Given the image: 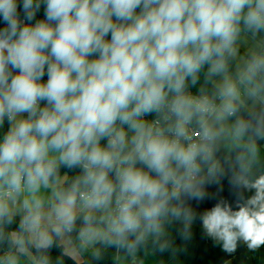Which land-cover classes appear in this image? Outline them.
I'll list each match as a JSON object with an SVG mask.
<instances>
[{"label": "clouds", "instance_id": "clouds-1", "mask_svg": "<svg viewBox=\"0 0 264 264\" xmlns=\"http://www.w3.org/2000/svg\"><path fill=\"white\" fill-rule=\"evenodd\" d=\"M45 2L47 20L31 26L20 20L18 0H0V17L6 23L0 30V124L5 117L15 121L0 142V180L19 192L23 176L28 190L37 192L54 173L53 163L47 160L52 150L67 167L82 165L87 170L84 182L92 188L84 197L85 206L106 209L114 192L106 170L113 168L118 152L102 149L99 139L111 134L118 118L129 123L131 117L157 108L165 84L179 91L186 76H194L214 54L221 55L233 42L234 21L252 0ZM39 7L34 0H22L24 18L31 21ZM245 23L264 27V0H256ZM109 33L110 41L105 39ZM213 38L218 42L213 43ZM93 54H98L97 58L90 60ZM45 66L49 73L46 84L40 82ZM14 69H19L18 74L13 75ZM38 100H46L49 107L38 111ZM175 111L182 114L181 106ZM25 112L28 119H16ZM130 127L140 132L135 141L139 159L159 176L152 179L131 166L124 171L117 169L116 215L108 224L115 239L108 242L132 251L148 233H161L162 217L168 213L181 216L180 206L169 207L171 199L179 198L180 189L203 199L191 179L200 171L197 156L204 161L209 156L195 146L185 150L153 138L135 122ZM177 135H185L183 127L177 129ZM124 146L123 133L109 142L112 150L122 151ZM170 160L183 167L186 175L177 176L169 167ZM235 183L255 189V195L238 211L218 203L202 217L207 234L223 241L228 252L235 250L240 239L250 249L264 244V176L254 182L240 176ZM76 191L73 188L67 195L58 194L53 229L57 234L72 229ZM24 206L29 214L21 226L37 229L40 201L30 205L26 200ZM6 215L7 208L0 204V218ZM183 215L191 221L190 210L184 209ZM90 219V215L85 217L86 222ZM128 235H135V241L126 244ZM42 240L51 242L45 234Z\"/></svg>", "mask_w": 264, "mask_h": 264}, {"label": "trees", "instance_id": "trees-1", "mask_svg": "<svg viewBox=\"0 0 264 264\" xmlns=\"http://www.w3.org/2000/svg\"><path fill=\"white\" fill-rule=\"evenodd\" d=\"M37 2L40 7L35 12L34 18L28 21L24 18L22 0H18L20 5L18 12L22 24L35 26L38 22L47 20L45 0H34V3ZM255 3L256 0H252L251 5L245 6L240 13V19L234 21V27L256 40H262L264 38V27H249L245 23L247 13L255 8ZM139 12L140 9L138 8L136 13L139 14ZM115 19V16H113L114 21ZM4 27H6V23L0 17V30ZM105 39L110 41L111 33ZM217 42L213 38V43ZM189 51L191 52L193 49L190 48ZM97 55L93 54L89 59L97 58ZM253 65L256 68L247 74L244 83L240 82L238 84V88L247 89L251 97L242 96L240 100H233L229 107L232 112L229 116L232 127L240 133V139H235L233 146L229 144L227 147H221L218 143L212 141L210 144L211 152L208 153L209 159L204 161L199 156L197 162L200 168L198 172L200 177L193 185L196 190L203 193V199L191 197L181 189L179 198L169 201V207H181V216L176 218L168 213L161 218V226L164 225V229L167 231L164 235L143 240L132 251H129L127 247L110 244L108 241L113 240V238L109 236L96 242L93 252L90 254L79 250L83 258L81 261L76 262L65 252L64 246L60 242L62 231L57 234L53 229H49L46 235L50 237L51 242L47 243L45 247L29 242L27 227L21 226V222L29 214V210H25L21 221L17 220L16 216L8 213L5 217L0 218V261L8 252L16 251L13 240V234H16L22 240L20 247L28 251L34 262L38 264H132V262L136 264V260L141 261L142 264H227L242 249L249 252L252 264H258L259 250L264 247V244L255 249H250L248 244L240 239L237 241L235 250L228 252L223 247V241L207 234L202 219L204 213L210 211L218 203L227 204L233 211H238L239 206L244 205L248 199L255 195V189L236 184L237 177L244 176L250 182H254L260 176H264V150L261 148L264 144V105L261 104L250 111L247 108L254 98H260L264 95V46L253 60ZM233 68L234 61L227 54L223 52L219 56L214 54L211 60L202 64L200 70L194 76L184 78L179 91L169 88L165 84L163 100L157 108L150 112H142L139 116L131 117L129 123H123L118 118L113 125L111 134L99 139V146L104 150L118 152V157L115 160L128 157L126 169L131 166L133 170H139L152 179H159L154 169L150 168L146 162L141 161L137 153L131 152L140 132L138 131V135L129 140L127 136L130 131L134 130L130 127V123H137L143 133L147 134L150 132L149 124L151 121L160 118L164 113H169V107L172 106L176 109L177 106H181L182 114L178 115L175 110L171 114V127H178L185 119L192 121L195 126H199L203 119L200 113L190 105L189 95L204 96L212 101L222 99L223 92L220 88L215 87L213 82L219 74L233 73ZM18 72L19 69H14L13 75L18 74ZM48 79L49 73L47 71L45 79L41 83L46 84ZM45 107H49L47 101L38 100V111L43 110ZM131 107H134V104L130 105L129 110H131ZM24 118L28 119V113L25 114ZM9 122L5 117L3 120L4 137ZM119 133L124 134L125 146L122 151L119 149L112 150L109 148V138H116ZM229 135L226 136L227 143L228 139H231ZM234 136L237 137V135ZM247 146L252 149H246ZM178 147L183 148V144L178 145ZM233 155L235 161L231 159ZM53 167L54 173L49 178L48 183L63 179L57 187V195H67L72 192L73 188H76L75 196L78 199L79 194L91 191V184L84 182L87 170L82 165L69 168L60 162ZM169 167L176 172L177 176L186 175V170L178 166L174 160L169 161ZM213 168L214 171L210 172V169ZM117 169L119 168L114 164L111 170H106V178L114 188L108 207L112 206L119 191L120 180L117 176ZM92 170L96 171L95 168ZM22 179L25 181L26 177L22 176ZM167 188L171 192V184L167 185ZM56 203H60L58 197ZM184 209L191 212L190 222H187L183 215ZM89 215L91 219L86 222L85 217ZM75 217L71 231L64 230L71 241L98 224L102 214L79 212L75 214ZM133 241H135V235H128L125 243ZM262 264H264V260Z\"/></svg>", "mask_w": 264, "mask_h": 264}, {"label": "rangeland", "instance_id": "rangeland-1", "mask_svg": "<svg viewBox=\"0 0 264 264\" xmlns=\"http://www.w3.org/2000/svg\"><path fill=\"white\" fill-rule=\"evenodd\" d=\"M262 45L264 46V38L262 41H257L253 37L245 34L241 30L237 29L234 35V39L232 44L226 49V51H223V53H226L229 57H231L234 61V68L233 73L229 74H220L216 80L213 82L218 88H220L224 94V109H219L221 112L216 113L215 115H211L209 117H206L203 119L204 125L209 130L210 134L219 142L223 143L222 147H227L229 144L230 146H233L235 139H240V133L233 129L231 120L229 116L227 115L226 111L228 112L230 104L233 100H240L239 93H235L233 91V88L238 84V82L244 83L245 77L247 74L254 70L256 66L253 65L252 60L253 58L260 52ZM232 89L231 94H229L228 90ZM264 96V95H263ZM262 96V97H263ZM262 99L260 98H254L251 103L247 106L248 110H254L258 106H260L262 103ZM264 105V104H263ZM225 111V112H224ZM27 114V112L22 113L16 117L17 120L19 119H25L24 116ZM15 121H10L7 126L6 135L9 133L10 129L14 126ZM230 134L231 141L228 143L226 141V136ZM233 134L236 136H231ZM138 131L132 130L129 132V135L127 138L129 140L132 139V137L137 136ZM3 134V123L0 124V142L4 139ZM250 146H247L246 149H252L249 148ZM233 161H235V156L233 155L231 157ZM47 160L51 161L54 165L59 164L61 161L59 160V155L55 154L53 151L49 150ZM63 179H61L59 182H54L53 184H41L39 190L35 193H32L28 190L27 185L25 183V198L29 202L30 205L34 204L36 200L40 201L41 207L39 208L40 214H41V223L45 222L47 223L49 220L54 219L56 217L55 214V207L59 204L54 203L57 200V184H60ZM172 186V185H171ZM10 188L7 184H5L2 180H0V193L9 191ZM181 190V189H180ZM23 194L17 192V194L13 196H8L6 198L0 199V204H3L7 208V212H16V214L20 215L22 213V206L23 201L22 198ZM21 200V202H20ZM20 202V203H19ZM50 202V203H49ZM53 202V203H52ZM80 208H83V211L80 212H86L85 209L92 212H99L102 214V217L98 224L95 226L89 228L84 233H82L80 236H78L74 240H70L64 230L61 234V242L64 243L66 252L68 255L72 256L76 260H78V253L76 246L82 245L85 249H87V254H90L93 252V247L96 242L103 240L105 238H108L111 236L113 239H115L114 235L108 232V224L109 220L107 219L110 208L107 207L106 209L97 210L94 208H90L85 206L84 201H80L79 203L76 202L74 212H77ZM79 213V212H77ZM102 224L106 225V228H102ZM164 225L161 226V233L159 235L155 233H148L145 236L144 240L150 239V238H156L158 236L164 235L167 231L164 229ZM33 229H31L30 236L35 237V232L31 233ZM44 234V233H43ZM15 239V237H14ZM40 241L41 243H45L42 240V234L40 235ZM19 248V247H17ZM264 254V248L259 250V256H258V264H262L263 261L260 260V256ZM20 257V254L15 252H8L4 258L0 261V264H24L22 262ZM20 261L17 263V261ZM136 264H142L141 261L136 260ZM251 262V258H250ZM252 264V263H251Z\"/></svg>", "mask_w": 264, "mask_h": 264}, {"label": "built area", "instance_id": "built-area-1", "mask_svg": "<svg viewBox=\"0 0 264 264\" xmlns=\"http://www.w3.org/2000/svg\"><path fill=\"white\" fill-rule=\"evenodd\" d=\"M47 71L48 70L46 66L44 75L40 78V82L44 81ZM188 101L190 105H192V107H194L196 111L200 113L202 119L211 116L219 109H224L222 99L212 101L204 96L199 97L195 95H189ZM174 110H175L174 107L171 106L169 107V113H164L160 118L154 119L153 121L150 122L149 129L152 137L167 140L170 145L173 143H175L177 146L183 144V149L185 150L188 149L190 146H195L197 150L204 149L207 153H210L211 152L210 144L213 141V139L210 133L204 128L203 120L199 126H195L192 121L185 119L178 125V127H171V114L174 112ZM226 113L228 116L232 114L230 110H228V112L226 111ZM180 127H183L185 131V135L183 136L177 135V129ZM206 132L208 134L207 136L205 135ZM111 139H115V138L110 137L109 141ZM131 152L137 153L135 151V146L132 148ZM199 156L200 155H198L196 159L197 164H198L197 161ZM121 160L123 159L114 160V164L119 168L120 171H124L126 170V163H121ZM199 177L200 176L198 173L194 174L191 179V183L193 184L194 182H196L199 179ZM23 182L24 181L22 179L21 183ZM14 193L15 191L12 190L1 192L0 199L6 198ZM90 193L91 191L81 193L79 194L78 199L80 201H84V197L90 195ZM109 208H110V213L107 217L108 220L116 215V197L114 199L112 206ZM56 224H57V220L56 218H54L50 223V225L55 226Z\"/></svg>", "mask_w": 264, "mask_h": 264}, {"label": "crops", "instance_id": "crops-1", "mask_svg": "<svg viewBox=\"0 0 264 264\" xmlns=\"http://www.w3.org/2000/svg\"><path fill=\"white\" fill-rule=\"evenodd\" d=\"M257 41H262V40H257ZM262 47H263V45H262ZM262 49V48H261ZM223 51H226L227 52V50L226 49H224ZM226 54V53H225ZM258 55V54H257ZM256 55V56H257ZM255 56V57H256ZM255 57L253 58V60L255 59ZM253 60H252V63H253ZM220 75V74H219ZM240 82H238V84H239ZM238 84H236V86L233 88V91L235 92V93H239V96L240 97H242V96H245V97H247V98H250L251 96H250V93L248 92V90L247 89H244V88H241V87H239L238 88ZM213 85L215 86V87H217L214 83H213ZM218 88V87H217ZM222 91V90H221ZM261 99H262V103L264 104V96L262 97L261 96ZM224 100V96H223V98H222V101ZM223 105H224V101H223ZM223 110V109H222ZM221 111L220 110H218V111H216L214 114H212V115H215L216 113L218 114V113H220ZM225 112V111H224ZM204 128L209 132V130L206 128V126L204 125ZM210 133V132H209ZM211 135V134H210ZM211 137H212V139H213V141H215L216 143H218L221 147H222V145H223V143H219L212 135H211ZM63 181V180H62ZM59 182V181H58ZM62 183V182H61ZM60 183V184H61ZM48 184H53V183H48ZM60 184H57V186H56V189H57V187L60 185ZM21 189H20V191H19V193H22L23 194V199H22V201H23V206H22V213L20 214V215H18V214H16V212H7L8 214H10V215H13V216H16L17 218H18V220H22V218H23V214H24V211L25 210H29L28 208H26L25 206H24V202L26 201V198H25V181L23 182V183H21ZM11 190V189H10ZM15 194H17V192H15L14 194H12V195H10V196H13V195H15ZM20 202H21V200H20ZM19 202V203H20ZM76 202H80V200L79 199H76ZM50 203V202H49ZM53 203V202H52ZM54 203H56V201L54 202ZM84 209L83 208H80L79 210H77V212H80V211H83ZM37 210L35 209V208H33V212H36ZM85 211L87 212V210L85 209ZM38 212H39V215H40V217H41V214H40V211H39V209H38ZM77 212H75V214H77ZM89 213H97V212H92V211H88ZM100 212V211H99ZM98 212V213H99ZM56 218V217H55ZM52 220L53 219H51V220H49L47 223H45V222H42L41 223V219H40V224H39V227L37 228V229H33V231L31 232V233H33V232H35L34 234H35V237H32V236H30V229L29 228H27V236H28V240H29V242L31 243V244H37V245H39V246H41V247H45L46 245H47V242H45V243H41V241H40V235L41 234H45L46 235V233H47V231L49 230V229H54V226H51L50 225V223L52 222ZM102 226V228H106V225H104V224H102L101 225ZM61 234H62V232H61ZM66 234V233H65ZM66 236H67V234H66ZM14 237H15V239H14ZM68 237V236H67ZM13 240H14V244H15V247H16V252L18 253V254H20V257L21 258H24V259H21L22 260V262H24V264H38V263H35L34 262V260H33V258H32V256H31V254L28 252V251H26V250H24V249H22L21 247H20V243H22V240L20 239V237L19 236H17L16 234H13ZM60 242H61V238H60ZM61 244L64 246V249H65V252H66V248H65V245H64V243L63 242H61ZM17 247H19V248H17ZM80 248V249H79ZM264 247H262V249H263ZM76 249H77V253H78V255H79V257H78V260H76L75 258H73L72 256H70L72 259H74L76 262H79V261H81L82 260V254H81V252L79 251V250H83V251H85V252H87L86 250L87 249H85L81 244L80 245H78V246H76ZM93 249H94V247H93ZM67 253V252H66ZM250 258H251V255L249 254V252L246 250V249H242V250H240L236 255H234L228 262H227V264H251V262H250ZM260 260L261 261H263L264 260V254L263 255H261L260 256ZM20 261L18 260L17 261V263H19ZM137 263V262H136Z\"/></svg>", "mask_w": 264, "mask_h": 264}, {"label": "water", "instance_id": "water-1", "mask_svg": "<svg viewBox=\"0 0 264 264\" xmlns=\"http://www.w3.org/2000/svg\"><path fill=\"white\" fill-rule=\"evenodd\" d=\"M261 148L264 150V144L261 146ZM18 220V219H17ZM132 264H134L133 262H132Z\"/></svg>", "mask_w": 264, "mask_h": 264}]
</instances>
